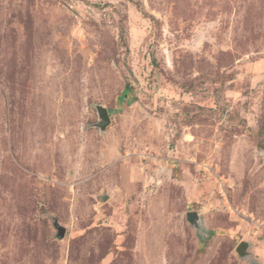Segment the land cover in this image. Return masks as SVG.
<instances>
[{
  "label": "rangeland",
  "instance_id": "rangeland-1",
  "mask_svg": "<svg viewBox=\"0 0 264 264\" xmlns=\"http://www.w3.org/2000/svg\"><path fill=\"white\" fill-rule=\"evenodd\" d=\"M0 264H264V0H0Z\"/></svg>",
  "mask_w": 264,
  "mask_h": 264
},
{
  "label": "water",
  "instance_id": "water-1",
  "mask_svg": "<svg viewBox=\"0 0 264 264\" xmlns=\"http://www.w3.org/2000/svg\"><path fill=\"white\" fill-rule=\"evenodd\" d=\"M96 110H97V114H98V118H99V121L97 122V126L100 128V129H104L105 126H107L109 124V116H108V112H107V109L102 106V105H96ZM186 218L187 220L192 223V224H195L197 223V221L199 220V213L197 211H188L186 213ZM63 228L61 227H58V234L59 236H62L63 235ZM247 246V243L245 241H241L238 246L236 247V251L239 253V254H243V249Z\"/></svg>",
  "mask_w": 264,
  "mask_h": 264
},
{
  "label": "trees",
  "instance_id": "trees-1",
  "mask_svg": "<svg viewBox=\"0 0 264 264\" xmlns=\"http://www.w3.org/2000/svg\"><path fill=\"white\" fill-rule=\"evenodd\" d=\"M126 93H127V88H125V90H124L123 93L121 94V99H123V98L125 97Z\"/></svg>",
  "mask_w": 264,
  "mask_h": 264
}]
</instances>
